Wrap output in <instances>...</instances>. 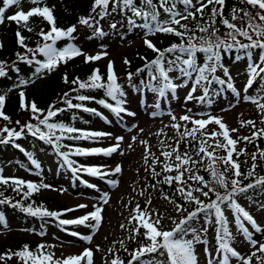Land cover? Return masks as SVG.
Wrapping results in <instances>:
<instances>
[{
  "label": "rangeland",
  "instance_id": "1",
  "mask_svg": "<svg viewBox=\"0 0 264 264\" xmlns=\"http://www.w3.org/2000/svg\"><path fill=\"white\" fill-rule=\"evenodd\" d=\"M225 2L227 3L229 0H225ZM193 3L195 4L196 0H193ZM57 5L58 0H42L39 5L32 4L31 0H22L18 7L15 5L9 7L6 10L5 17L16 13L18 10L28 12L36 6L53 8ZM184 21L186 20H182L181 23ZM172 26L178 27V25ZM78 29L80 28L78 27ZM123 35L120 33L116 39L109 40V42L108 39L105 41L98 39L83 44V57L101 54L102 58L95 60L98 62L99 69L107 70L109 62L112 61L114 62L115 75L121 78V73L129 66V64L124 63L125 59L131 61V57L136 55L137 51L147 48L145 40H150L154 45L157 43L155 35L147 34L140 17L136 18V24L133 26L130 35L126 37ZM7 41H9L8 35L5 32L1 33L0 42L3 44ZM101 42L108 43L109 46H105ZM104 53H107V55H104ZM250 60L249 55L241 57L232 68L227 69V76L224 71L217 70L214 76L218 77L219 80L226 81L224 84L218 83L211 75L209 76V79H213L211 84L202 82L203 87L208 88V96L203 102L196 99V97L204 95L201 86H197L192 100H186L194 80L197 78V73L191 74L188 80L182 82L177 78L174 79L173 73L170 72L169 77L172 82L181 85L174 93L166 90L165 95L160 96L158 91L153 90V88L158 89L162 84H156L153 88H145L143 92L128 98L123 105L128 112L135 113L134 116L121 113L117 117L114 114L112 118L103 119L95 124V127L91 125L89 128L81 127L85 131L111 133L110 136L97 137L93 140L63 139L60 141L61 145L69 146L61 147L60 151L69 152L75 147L86 149L108 148L116 144L117 137H123L118 151L111 156H77L74 154L69 156V159L76 161L77 165L98 166L103 171L108 170L107 172H112L117 165H120L122 168L121 173L104 176L103 178L93 177L84 172H79L74 176L56 150L44 152L38 146L29 147L31 152H27L30 155L27 161L19 156V158L16 157L9 163L3 164L0 167V175L5 178H18L36 184L52 186V188H41L36 192L46 209L50 211L61 210V212L66 209H76V211L67 212L60 219H76L94 211L95 206H99L103 208L104 220L102 226H99L95 232L83 225L61 226L56 220L47 223L43 229L39 226V223L25 222L17 218L13 211L10 212L6 209L3 213H0L5 221V223H0V248L4 243L12 250L17 249L20 241H22L21 239H23L24 241H32L34 250H37L38 245L41 244L52 246L46 247L44 251L54 253L55 259L78 255L85 248H89L93 251V264H111L113 259L118 258L120 260L117 251L128 246L129 239L134 236L131 230L137 222L133 220L130 223V220L136 214L134 210L137 205L141 210L147 209L149 213H155L162 217L160 228L166 231L172 230L175 227L173 221L180 222L192 210H190L188 202L179 203L169 197L167 200L164 199L165 195L161 194L159 183L155 180L158 175H153V168L156 173H160L163 162L173 163L175 161V153H173L170 160L165 161L162 155L163 151H172L173 148L178 147L180 153H184L181 149L182 139H180V133L171 125L179 123L181 125L180 132H183L185 128L191 129L193 127L190 122L180 119L184 115H189L193 119H208L210 116L218 117L230 130L238 129V131L230 133L233 139L250 136L254 131L264 128V124L261 123L264 120V114L256 104L246 99L248 96L258 97L264 95V74L257 77L252 87L247 88L245 91L249 80ZM53 72L54 70L51 72L45 70L40 76L30 79L31 81H28L26 85H15L13 89L6 93L7 101L13 99L18 92H24V94L34 92L33 90L40 88L43 79ZM228 83L236 88L240 93L239 96L228 88ZM261 103H264V100H261ZM153 113H155V116H153ZM172 115L177 117L175 121L172 120ZM249 120L256 122L255 129L251 125H241V121L246 122ZM219 130V126L214 123L208 124L204 129L206 133ZM133 137L136 138L135 143H133ZM105 139L108 140L105 141ZM217 139L222 143L224 142L222 137H217ZM141 141H147V146L142 144ZM162 141L163 143H161ZM209 141L214 144L212 139L208 138ZM236 149L237 151L233 153L234 160L237 159V153L241 149L245 150V154L238 156L241 172L247 173L251 169L253 163L252 153H257L255 163L257 167H262L264 170V160L260 159L258 155L259 150H264V134H261L259 138H253L250 142L240 140L236 145ZM146 154L148 156L147 162L145 161ZM33 160L40 165L39 168L35 167ZM157 160L160 162H155ZM185 167L192 166L189 164ZM169 173L172 176L177 174L175 171ZM194 173L196 174L195 170ZM77 176L79 179L76 178ZM109 180H116L118 184L110 185ZM185 180H187V174ZM82 181H87L88 184L96 187H87ZM190 181L192 180H187V184L182 185H188ZM105 193L108 199L106 204L102 201ZM234 199L252 215L256 224L264 229V187L252 188L244 193H237ZM148 201H151V203L149 204ZM79 205H87V207L79 208ZM177 205L180 206V210L177 209ZM223 209L228 220L227 229L232 234L231 239L226 242L242 256H250L256 249L251 247L249 241L245 239V234L238 228L232 210L228 209L226 205H223ZM153 218H156V216L154 215ZM87 223L92 224L94 221L89 220ZM189 224L193 225L192 230H195L196 235L199 237V241L194 244L198 264H209V261H211V264H224L223 255L218 251L220 241L214 227V225H217L215 216L209 215L206 211H200ZM121 225H125V227L121 228ZM244 225L252 234V239L264 243V231L257 232L247 221H244ZM141 229L142 232L144 229ZM41 232L44 235H40ZM71 232H78L83 236L92 235V241L88 243L79 237L70 235ZM185 239H193L191 231ZM120 241H123V245ZM73 247H76V249ZM97 247L99 251L96 250ZM261 256H264V253L257 252V256L252 257V264H257L258 257ZM161 259L162 261L160 259L152 260L149 264H168L166 254H163ZM81 264H84V261ZM229 264H240V261L230 257Z\"/></svg>",
  "mask_w": 264,
  "mask_h": 264
},
{
  "label": "snow or ice",
  "instance_id": "2",
  "mask_svg": "<svg viewBox=\"0 0 264 264\" xmlns=\"http://www.w3.org/2000/svg\"><path fill=\"white\" fill-rule=\"evenodd\" d=\"M21 2L22 0H3V7H0V25L4 24L5 19H7L9 21L16 22L18 27H20L22 24V26L28 31H32V28L28 27V21L30 17L39 16L48 22L50 25L49 30L45 32L43 29H41L39 32V35L42 37L44 43L38 44L37 48L35 49L28 48L25 44V38L19 31L16 33L17 43L21 47L26 48L27 53H30L33 57L37 54H41L45 58L44 62H41L40 60L33 61L28 56L17 53V57L20 61L28 64L35 62V64L38 65L33 74L34 76H40L45 70L51 72L59 67L60 63H66L71 58L84 55V53L74 46H67L64 48L55 47L57 41L63 38H72V34L76 31V27L71 26L67 29L58 28L56 26L53 10L47 6H36L31 8L28 12L19 10L14 14L5 17V12L9 7L14 5L18 7ZM41 2L42 0H31V3L34 5H39ZM180 2L185 6L183 13L176 10L175 0H173L171 7L168 6L169 0H160L159 8H162L169 16V19L163 22L158 19L159 12L153 7V0H144L145 6L150 9L149 11H145L144 9L136 7L134 0H93L92 12L103 17L108 14L109 4L111 3L113 9H129L133 12L134 16L142 18L144 20L143 27L147 30L148 35L164 33L175 35L176 37L180 38V44H172L170 47L164 50L157 48L150 40H145L146 47L158 54L156 59L152 60L148 67L150 72L153 71L152 66H154L156 72H158V75H151L150 79L152 81H159L162 83V87L159 89L153 88L154 91L159 92L160 96H164L166 90L174 93L176 89L181 86L179 84L173 83L169 77V72L173 70V67H179L181 64L184 67H179V71L183 76L190 77L191 73L198 74L197 78L194 80L189 94L186 97V100H192L194 98L193 93L196 92L197 86L203 87L202 82L211 84L214 79L218 83H226V81L219 80L218 77L214 76L218 68L223 67L221 64V50L224 52H229L233 49L243 50L250 55V50L259 49L261 51V61H264V0H239L240 3L247 4L251 8L257 10L255 15H253L251 11L233 7L231 12V20H240L241 24L239 26L230 22L229 19L224 18L225 0H206V2L205 0H196L195 4L193 3V0H180ZM197 4L199 5L198 7L196 6ZM209 5H218L219 7L214 6L211 8L210 15L203 24L198 22L195 28H189L187 24L181 23L182 20H188L189 18L196 20L197 14H199L200 19L203 20L204 11L209 7ZM97 9H100V11L97 12ZM192 9H194V11ZM240 13H242V15H240ZM217 16L221 18L220 22L225 26L226 29H228V31H226L223 36L217 35V33L220 31L219 28L216 27ZM92 19V15L87 18L81 17L79 19V23L90 26ZM130 23L135 25V21H130ZM172 25H178L182 31L178 30ZM112 27H115V25H112ZM197 31L204 33L205 35L196 36ZM99 34L103 35L102 32ZM238 36L243 37L248 41V43L241 42V40L237 38ZM2 47L3 44L0 42V48ZM177 51L181 55L177 56L175 61L169 60L167 62L169 67L166 68L163 63L165 53H174ZM197 53H203L205 55L206 62L203 66L197 65ZM104 55H107V53H104ZM184 55H186L188 58L182 59V56ZM101 58V54H97L95 56H86L85 62L87 63L100 60ZM124 63L130 64V61L125 59ZM138 71H143V69ZM224 73L226 76L228 75L227 69H224ZM262 74H264V66L256 63L249 65V80L245 91L247 88L252 87L253 82ZM5 75L6 72L4 62L0 61V77ZM210 75L213 76V79H209ZM131 78L132 74L129 73L128 79L131 80ZM117 80L118 78L114 71V62L110 61L108 64V73L106 79L100 75L99 69H94L86 81H81L79 78H76L72 81V83L78 85L79 89H103L105 95L114 101L115 105L108 103L103 99L98 101L100 105L110 109L116 114L117 117H119L121 113L134 116L135 113L128 112L123 106L126 103V101L122 99V97L125 96V93L122 91V87L119 85ZM64 81L65 83L68 82L67 76L64 77ZM21 83L26 85L28 81H21ZM227 86L237 96L240 95V93L231 83H228ZM203 92V96L196 97V99L201 102H203L208 96V88L203 87ZM67 95L68 94L65 93V96ZM20 97L21 108L24 110H30L33 113V119H36L39 125L45 126V128H47V132L42 131L39 126L33 125L32 123L23 125L20 131L4 127L3 129H0V144L9 143L13 137L19 138L26 128L28 132L31 133V135L38 136L39 139L46 140L49 144H53L56 152L62 157L63 162L69 169H71L74 176H76V174L79 172H84L93 177L103 178L104 176L115 175L122 172L120 165H117L114 170H112V172L103 171L102 168L98 166L77 165V162L69 159V156L73 154L77 156H111L113 153L118 151L123 137H117L116 144L108 148L86 149L75 147L69 152H61V147H69L68 145H61L60 141L63 139L93 140L97 137L110 136L111 133L85 131L82 129L69 127L61 123H49V119L56 116L57 113L59 111H63V109H56L55 105H51L47 111V115L41 119L40 116L36 114L41 113L42 110L37 107L35 102L26 104L24 92H20ZM76 99L83 102L93 100L94 97L79 95L76 97ZM246 99L251 103L256 104L261 110L262 114H264V103H261V100H264V95H259L258 97L248 96ZM5 102L6 97L4 95H0V117H2L5 121H9L10 117H8L3 112ZM65 103L68 104L69 108L81 109L85 112H91L98 116L102 115L96 109L84 107L83 104H72L70 100H66ZM153 116H155V113H153ZM176 119L177 117L172 115V120L175 121ZM180 119L190 122L193 127L191 129L185 128L183 132H180L181 125L179 123H174L171 125V127L180 133V139L191 137L193 141H197L198 147L195 150L196 156L203 154V157L201 160H196L187 151L180 153L178 147L173 148L172 151H163L162 155L165 158V161L170 160L173 156V153H175V161L173 163L163 162L162 171L165 173L175 171L177 174L175 176L165 175L164 179L160 182L167 184H171L173 181L177 182L178 184H187V180L198 182V184L202 185V187L190 188L188 191H185L184 188L177 189V191H179L188 202H195L198 208L180 222L177 223L176 221H173L175 227L172 230L166 231L159 227L162 217H159L158 214L155 213H149L147 209L141 210L139 205H137L134 210L136 214L133 215L130 220V223L134 220L137 222V224L131 231L134 233V236L142 235L144 239L148 241V243L141 245L138 249L130 253L131 259L129 260L128 264H141L143 258L151 257L152 255L158 253L166 254L168 264H198L197 256L194 250V244L199 241V237L196 235L195 230L189 229L187 225L191 220L196 218L200 211H206L209 213V215L215 216L216 223L219 226L217 238L220 243L218 245V251L223 255L224 264H229L230 257H234L239 260L240 264H252V257H256L257 252L264 253V243L252 239V234L245 227L244 221L250 223L258 232H262L264 229L256 224V221L252 215H250L248 211L241 207V205L236 202L234 197L237 193H244L248 191V189L255 188L258 185L264 186V177L256 176L255 173V169L257 167L255 163L257 160V153L251 154L253 163L251 169L247 173L241 172V166L238 162V156L240 154H245V150L241 149L239 153H237L236 160L233 159V153L237 151L236 145L240 140L250 142L253 140V138H259L261 134H264V128L254 131L250 136L233 139L230 133L236 132L238 129L230 130L229 127L223 123L221 118L210 116L208 119H193L189 115H184L180 117ZM16 123L19 124V121ZM212 123L218 125L220 130L206 133L204 129L208 124ZM261 123L264 124V120H262ZM241 125H251L253 129H255L256 122L252 120L246 122L241 121ZM56 131H59L61 135L57 136ZM4 133H7V136H4ZM64 133H67L68 135L64 136ZM197 133H200V136L202 137H208L209 139H212L214 144H209L208 139H198ZM217 137H222L224 142L222 143L217 139ZM135 140L136 138L133 137V143H135ZM141 143L147 146V141H141ZM161 143H163V141ZM16 147H19V145H16ZM129 147H131V145H129ZM209 148H211L212 151H209ZM216 149H222L224 152H226V155L217 156L215 154ZM21 151H23V149H21ZM258 155L260 159L264 160V150H259ZM204 157L208 159L206 170L211 175L213 181H215L217 185L224 189L223 194L217 191L216 188L210 186V182L206 181L203 176L196 175L192 167H185L189 164L195 166L203 163ZM147 159L148 156L146 154V162ZM155 162L160 161L157 160ZM218 162L225 166V170L223 172L218 169ZM33 164L36 168L40 167V165L34 160ZM228 172H231L232 176L235 178L229 180L226 176V173ZM159 174L160 173H156L155 169L153 168V175L156 176ZM186 174L187 180H185ZM242 176L245 178H256L254 183H249L246 186H240L241 181L236 178ZM76 178L79 179L78 176ZM82 182L85 183L87 187H96L95 185L88 184L87 181ZM9 183L15 186L17 191L21 186H25L28 190L24 193L25 198H27L33 192H38L41 188H52V186L48 184H36L18 178H5L3 175H0V184L9 185ZM108 183L114 186L118 184V181L109 180ZM204 189H207V191ZM194 192H199L204 197H209V193H213L215 195V199L212 200L209 197L210 202L204 203L197 196L193 195ZM164 199L167 200L169 198L165 196ZM102 201L105 204L108 203L106 193L102 197ZM4 203H10V201L6 199L0 200V204ZM148 203L150 204L151 201H148ZM222 205H226L228 209L232 210L238 228L242 233L245 234V239L249 241L251 247L256 249V251H253L250 256H242L239 252L232 248L229 243L226 242L227 240L231 239L232 234L227 229L228 220L225 216ZM12 206L17 207L18 205L14 204ZM78 207L86 208L87 205H79ZM177 209L180 210L179 205H177ZM22 210L27 212L29 215L38 216L40 218H55L61 226L83 225L85 227L91 228L93 232L99 228L103 219L101 215L103 208L99 206H95L94 211L76 219H60V217L65 215L67 212L76 211V209H66L64 212H55L50 211L41 205L35 209L32 207H27L23 208ZM154 215L156 218H153ZM89 220L94 221V223H87ZM0 223H5L4 217L2 215H0ZM124 227L125 225H121V228ZM141 228L144 229L143 233H141ZM189 231H191L193 234L192 240L185 239ZM40 235H44V233L41 232ZM70 235L79 237L81 240H84L88 243H91L92 241V235L83 236L78 232H71ZM134 236L132 238H134ZM120 243L123 245V241H120ZM46 247L52 246L41 244L38 245L37 250L33 252L29 250L28 245H24L21 250H18L15 253H12L11 250H9V252L0 255V261H4L5 259L10 260L13 258V256H15L18 257L23 262V264H81L82 261H86V264H93L92 249L85 248V250L78 255H70L61 259H55L54 253L44 251ZM96 250L99 251V248L97 247ZM125 251H127L126 248ZM111 264H123V261H120L117 258L113 259ZM209 264H211V261H209ZM257 264H264V256L258 257Z\"/></svg>",
  "mask_w": 264,
  "mask_h": 264
},
{
  "label": "trees",
  "instance_id": "3",
  "mask_svg": "<svg viewBox=\"0 0 264 264\" xmlns=\"http://www.w3.org/2000/svg\"><path fill=\"white\" fill-rule=\"evenodd\" d=\"M58 5L52 8L53 15L56 21V26L58 28L67 29L71 26L76 27V31L72 34V38H63L56 42L55 47L57 48H64L67 46H74L76 48L83 47V44H86L89 40L92 39H100L104 41L106 37H109L114 40V37H117L121 34L123 36L129 35L131 31H133V24L130 21H134L135 17L133 12L129 9H113L112 4H109L108 14L101 17L96 15L92 12L93 0H58ZM160 0H153V7L156 8L159 12L158 19L163 22L169 19L167 13L164 12L162 8H159ZM173 0H169L168 6L171 7ZM134 4L136 7L144 9L145 11H149L150 9L145 6L144 0H134ZM176 10L180 11L181 13L184 12V5L180 2V0H175ZM219 7L218 5H209L208 8L204 11V19L201 20L199 14H197L196 20H192L189 18L188 20L182 22V24H187L189 28H195L197 23L203 24L210 15L212 7ZM0 7H3V0H0ZM233 7L239 9H246L251 11L253 15H255L256 9L251 8L247 4H242L239 0H229V2H225L224 5V18L229 19L230 22L237 24L238 26L241 24L240 20L232 21L231 20V12ZM194 11V9H192ZM100 9H97L99 12ZM90 15L93 16V19L90 22V26L82 25L79 23V19L81 17H89ZM242 15V13H240ZM220 17L217 16L216 18V27L219 28V33L217 35L223 36V34L228 31L225 26L220 22ZM144 22V20H143ZM115 25V27H112ZM28 27L32 28V31H28L24 28L21 24L18 27L17 23L14 21L5 20V23L0 25V35L1 33L5 32L8 35L9 41L3 43V47L0 48V61L4 62L5 65V72L6 75L0 77V95L6 92H9L11 89L14 88L16 84H20L21 81H25L33 77L36 67H38L35 62L28 64L23 61H20L17 57V53L21 55H26L33 61L40 60L44 62L45 58L41 54H37L34 57L27 53L26 48L21 47L17 43V36L16 33L19 31L21 35L25 38V44L28 48L35 49L37 48L38 44H43L44 41L42 37L39 35L41 29L47 32L50 28V25L46 20L42 17L34 16L33 18L29 19ZM78 27L80 29H78ZM178 30H181L178 27H175ZM102 32L103 35L99 33ZM191 34V33H189ZM205 35L204 33L196 32V36ZM241 42L248 43L243 37H237ZM156 47L164 50L170 47L172 44H180L181 40L179 37L171 34H164L158 33L156 37ZM50 43V41H49ZM157 53L153 52L151 49H141L140 51L136 52V55H133L131 58V62L129 68L125 70L124 77L122 81L119 82V85L122 87V91L125 93V96L122 99L128 98V96L133 95L140 90H142L145 86L152 85L153 81L150 79L151 75L156 74L155 67H153V71H149L150 62L157 57ZM181 55L178 51L174 53H165L164 58V65L165 67L168 66V61L172 60L175 61L176 57ZM244 55H249V53L243 50L233 49L229 52H224L221 50V64L222 68L231 67L234 65L238 59H240ZM251 62L256 64H261L264 66V61H261V51L259 49H252L250 50ZM188 58L186 55L182 56V59ZM197 65L203 66L206 62L205 55L203 53H197L196 56ZM179 67H184L182 64ZM179 67H173L174 71L179 73L178 76L183 77L181 72L179 71ZM97 63H86L85 59L81 56H76L74 58L69 59L66 63H60L59 69L54 71L50 76L46 79H43L40 88L33 90L34 92H28L25 96V103L30 104L31 102H35L37 107L42 110L41 113H37L41 119H43L47 115V111L51 105H55L56 109H63V111H59L56 116L49 119V123H61L66 126L71 127V125H89L92 123H96L98 119V115H95L91 112H85L81 109L77 108H69L68 104L65 103L66 100H70L72 104H83L84 107L93 108L97 111H106L102 105L98 103L99 100L103 99L106 100L108 103H112L115 105V102L112 101L109 97L105 95L103 89H79L78 85L73 84L72 81L76 78H79L81 81H86L88 77L92 74L94 69H97ZM143 69V71H138ZM145 70L149 71V75L146 74ZM100 75L106 79L107 71L100 69ZM132 74L131 80L128 79V74ZM67 76L68 82L65 83L64 77ZM65 93L68 95L65 96ZM79 95H86L90 97H94L93 100L88 101H79L76 99ZM3 112L10 117L9 121H5L2 117H0V129L4 127H8L10 129H15L16 131H20L21 127L25 124L32 123L33 125H37L41 128L42 131L47 132V128L43 125H39L36 119H33V113L30 110H24L21 108V97L20 93H17L16 96L7 101ZM106 113V112H105ZM19 121V124L16 122ZM56 135L59 136L61 133L56 131ZM4 136H7V133H4ZM198 139H202L203 137L200 136V133H197ZM209 144H212L210 141ZM19 145V147H16ZM28 146H41L45 151H51L54 145L49 144L46 140H41L38 136H33L28 130L25 128L22 135L19 138L13 137V139L7 144H0V167L8 163L10 160L12 161L16 157L22 158L25 156V149ZM181 149L183 152H189L194 159L201 160L203 154L200 156H196V148L198 147V142L193 141L191 137H186L183 139ZM23 149V151H21ZM209 151H212L209 148ZM215 154L217 156L226 155L222 149H216ZM208 164V159L205 157L203 158V163L193 166L195 168L197 175H201L205 178L206 181L210 182V186L216 188L217 191L224 193V189L221 188L219 185L213 181L211 175L206 170V166ZM217 167L220 171L225 170V166L222 163H217ZM256 176L264 177V170L262 167H257L255 169ZM165 175H170L169 172L165 173L161 171L156 177V180L159 182V189L162 194L171 198V200L178 201V202H188L183 195L179 191L178 188H184L182 185H178L177 182L173 181L171 184L161 183L164 179ZM226 176L229 180L235 178L232 176L231 172L226 173ZM256 177L245 178L244 176L236 178L241 181L240 186H246L249 183H254ZM190 186V187H189ZM187 188H184L185 191L190 190V188L202 187L198 183L190 182ZM262 186H256L255 188H259ZM207 191V189H204ZM28 191L25 186H21L17 191L15 186L11 185H4L0 184V200H8L10 203L0 204V212H4L6 209L9 211H13L19 219L23 221H32L36 223H41V227L44 228V223L54 220L55 218L52 217H44L40 218L38 216L29 215L27 212L23 211V208L32 207L33 209L43 205L41 200L38 198L36 192L30 194L27 198H25L24 193ZM194 196H197L202 202L209 203V197L214 200L215 195L213 193H209V197H204L203 195L199 194L198 192L193 193ZM190 208L193 211H196L198 206L195 202H189ZM18 205L17 207H13L12 205ZM44 207V205H43ZM45 208V207H44ZM189 229H193V225H187ZM219 227V226H218ZM143 233V231L141 232ZM19 247L17 249H10L7 245H2L0 248V255L5 254L11 250L12 253L21 250L24 245L29 246V250L35 252L36 250L33 249L32 242L24 241L21 239ZM148 243L144 239L142 235H139L135 238H130L128 242V246L120 248L117 251V255L122 259L123 264H128L129 260L131 259L130 253L134 250L138 249L141 245ZM125 248L127 251H125ZM163 254H154L151 257H145L142 259L143 264H149L152 260H162ZM167 258V257H166ZM0 264H23V262L18 258L13 256L12 259L8 260L5 259L4 261H0Z\"/></svg>",
  "mask_w": 264,
  "mask_h": 264
},
{
  "label": "bare ground",
  "instance_id": "4",
  "mask_svg": "<svg viewBox=\"0 0 264 264\" xmlns=\"http://www.w3.org/2000/svg\"><path fill=\"white\" fill-rule=\"evenodd\" d=\"M219 105V104H218ZM128 126V125H127ZM108 140V139H105V141ZM111 140V139H110ZM113 142V141H112ZM106 143V142H105ZM112 158V157H111ZM103 166V165H102ZM109 166V165H108ZM105 170V168H103ZM107 170V169H106ZM108 171V170H107ZM103 188V187H102ZM96 195V194H95ZM95 198V197H94ZM258 232V231H257ZM260 234V233H259ZM262 236V235H261ZM264 241V240H263ZM74 244V243H73ZM72 248V247H71ZM76 249V247H73Z\"/></svg>",
  "mask_w": 264,
  "mask_h": 264
}]
</instances>
